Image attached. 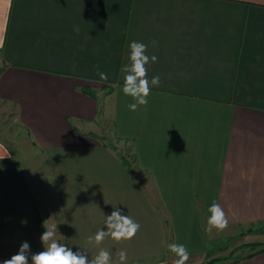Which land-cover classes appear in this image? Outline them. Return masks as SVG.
<instances>
[{"label": "crops", "instance_id": "1", "mask_svg": "<svg viewBox=\"0 0 264 264\" xmlns=\"http://www.w3.org/2000/svg\"><path fill=\"white\" fill-rule=\"evenodd\" d=\"M133 40L158 57L148 77L161 79L135 112L121 71ZM0 106L42 152L59 242L73 251L165 264L176 242L191 263L214 240L264 224V0H0ZM0 145L11 154L0 161L3 261L23 241L32 253L42 245L45 220L14 150ZM213 200L230 226L209 234ZM112 205L140 231L89 245ZM235 264H264V253Z\"/></svg>", "mask_w": 264, "mask_h": 264}, {"label": "clouds", "instance_id": "2", "mask_svg": "<svg viewBox=\"0 0 264 264\" xmlns=\"http://www.w3.org/2000/svg\"><path fill=\"white\" fill-rule=\"evenodd\" d=\"M157 42L151 41L155 47ZM149 45L140 41H130L128 44V62L122 66L123 87L125 96L131 97L132 102L127 104L129 111L135 112L140 107L148 105V97L153 87H159L161 79L158 75L148 77V65L158 61L156 55L148 54ZM96 74L102 81L109 79L108 73L99 71L96 66ZM11 158L10 152L3 145H0V161ZM110 214L103 213L102 227L87 238V243L93 247L101 245L106 238L120 243L133 240L141 229L140 223L130 215L125 214L117 205H112ZM205 231L217 233L226 231L230 222L228 216L219 202L213 200L207 209ZM22 223L26 224V221ZM45 231L40 236L43 250L32 253L29 242L23 241L16 254L9 259L2 261V264H128V254L124 249L117 252L118 261H113L111 250L100 248L98 253L90 258L86 248L73 249L66 244L60 243L55 237L57 232L56 224L44 222ZM168 251L174 256L172 264H187L190 259V251L183 243L168 244Z\"/></svg>", "mask_w": 264, "mask_h": 264}, {"label": "rangeland", "instance_id": "3", "mask_svg": "<svg viewBox=\"0 0 264 264\" xmlns=\"http://www.w3.org/2000/svg\"><path fill=\"white\" fill-rule=\"evenodd\" d=\"M0 139L8 143L16 158L28 175L31 186L34 187V193L38 199L42 217L47 224H56L57 232L56 239L60 241L59 222L60 216L55 198L53 197L52 186L48 180V171L44 156L42 152L34 149L30 142H27L22 135L18 133L17 126L8 111H3V106H0ZM119 154L121 158L130 167L133 165V157L130 150L127 148H120ZM44 221V222H45ZM251 229V230H250ZM250 230V231H249ZM45 231L42 230L41 234ZM33 253L43 250V245L38 244ZM264 248V224L256 227H251L243 230L235 236H230L227 239L215 241L210 245V250L203 258H198L196 261H188L187 264H228L235 260L244 258L252 253L262 250ZM2 252V251H1ZM12 250L5 253V258L9 259L16 254ZM2 254V253H1ZM3 255H1L2 257ZM170 259L165 264H172ZM2 264V261H0ZM29 264L31 262L29 261Z\"/></svg>", "mask_w": 264, "mask_h": 264}, {"label": "trees", "instance_id": "4", "mask_svg": "<svg viewBox=\"0 0 264 264\" xmlns=\"http://www.w3.org/2000/svg\"><path fill=\"white\" fill-rule=\"evenodd\" d=\"M124 163L127 165V163H126L125 161H124ZM250 230H251V229H250ZM250 230H249V231H250ZM260 253H264V248H263L262 250H258V251L255 252V253H252V254H250V255L244 257V258H241V259L235 260V261L230 262V263H228V264H235V263H238V262H240L241 260L252 258V257H254V256H256L257 254H260Z\"/></svg>", "mask_w": 264, "mask_h": 264}]
</instances>
